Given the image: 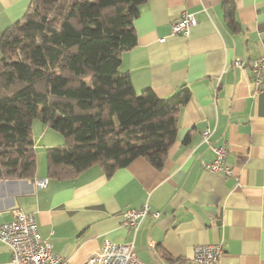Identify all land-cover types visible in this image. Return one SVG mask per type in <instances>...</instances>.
<instances>
[{
    "label": "crops",
    "instance_id": "obj_1",
    "mask_svg": "<svg viewBox=\"0 0 264 264\" xmlns=\"http://www.w3.org/2000/svg\"><path fill=\"white\" fill-rule=\"evenodd\" d=\"M29 2L0 0V37ZM183 12L197 23L184 35L172 34L171 22ZM236 21V29L225 22L222 0L142 3L134 21L137 44L122 54L120 69L138 93L191 92L165 164L156 168L139 157L111 175L94 164L74 178L51 179L45 148L64 138L34 119L36 174L0 180V223L18 208L32 213L39 235L72 264L84 263L106 240L134 242L147 264H188L195 246L210 243L223 245L220 264H264V82L255 93L251 66L264 55V0H236ZM213 145L227 147L232 174L205 169ZM146 202L160 216L146 215L137 231L124 227L122 213ZM10 258L0 241V263Z\"/></svg>",
    "mask_w": 264,
    "mask_h": 264
},
{
    "label": "trees",
    "instance_id": "obj_2",
    "mask_svg": "<svg viewBox=\"0 0 264 264\" xmlns=\"http://www.w3.org/2000/svg\"><path fill=\"white\" fill-rule=\"evenodd\" d=\"M147 0H30L0 37V180L33 178L32 122L64 138L45 148L47 176L74 178L94 164L111 175L136 158L161 168L191 92L138 93L122 54L137 44L134 21ZM236 29V0H222ZM238 26V25H237Z\"/></svg>",
    "mask_w": 264,
    "mask_h": 264
},
{
    "label": "built area",
    "instance_id": "obj_3",
    "mask_svg": "<svg viewBox=\"0 0 264 264\" xmlns=\"http://www.w3.org/2000/svg\"><path fill=\"white\" fill-rule=\"evenodd\" d=\"M193 13L183 12L171 22L172 34H186L190 27L196 25ZM164 40V38L162 39ZM235 65H243L244 61L236 59ZM255 79V93L263 87L264 55L255 58L252 63ZM211 129L203 131V139L209 142ZM215 157L204 164L205 169L213 172L232 174V169L226 163L228 149L225 145H213ZM37 186H45L44 180H36ZM14 218L0 223V241L6 243L11 251V258L0 264H72L68 259L55 253L52 244L42 238L38 232V223L32 213H26L20 208L14 212ZM148 214L160 216L159 211H153L148 202L138 208H128L121 215L122 225L137 231L141 220ZM223 251L221 243L200 244L194 247L193 255L188 264H220L219 257ZM82 264H147L134 249V242L114 243L109 240L103 247L91 254Z\"/></svg>",
    "mask_w": 264,
    "mask_h": 264
}]
</instances>
